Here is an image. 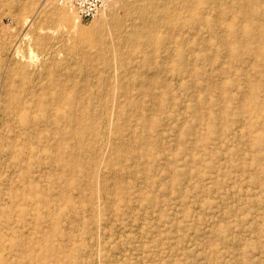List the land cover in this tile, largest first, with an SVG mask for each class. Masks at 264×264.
<instances>
[{"label": "rangeland", "instance_id": "1", "mask_svg": "<svg viewBox=\"0 0 264 264\" xmlns=\"http://www.w3.org/2000/svg\"><path fill=\"white\" fill-rule=\"evenodd\" d=\"M145 3L197 48L138 58L130 0H0V264H264V0Z\"/></svg>", "mask_w": 264, "mask_h": 264}, {"label": "bare ground", "instance_id": "2", "mask_svg": "<svg viewBox=\"0 0 264 264\" xmlns=\"http://www.w3.org/2000/svg\"><path fill=\"white\" fill-rule=\"evenodd\" d=\"M147 0H130L131 2V10L128 12L125 20H123L119 26L117 27L116 25V31H115V36L119 39V40H123L125 41L126 44H128L130 47H132L133 49H140L138 58L142 59V60H146V61H150L151 60V56L149 53H155L156 55H164L167 58H169V60L171 59L170 57L172 55H174L176 53L175 49H178V46H188V48L190 50H194L195 48H197V44H193V45H187V41L184 38H178V37H168V35L176 33V32H183L184 30V23H182V19L180 17L173 16L172 14H170V12H168L165 9H158V5L157 7H155L154 5H150V4H146ZM149 1V0H148ZM159 0H157L158 2ZM168 1V0H167ZM199 1V0H198ZM162 2V1H161ZM112 3V1H111ZM110 3V4H111ZM190 4V3H189ZM170 5V2H169ZM177 5V4H176ZM198 5V3H197ZM201 5V4H200ZM110 6V5H109ZM108 6V7H109ZM160 6V5H159ZM107 7V9H108ZM178 8V7H177ZM183 8V7H182ZM75 9V8H74ZM106 9V10H107ZM128 9V8H127ZM170 9V8H169ZM200 9V8H199ZM76 10V9H75ZM106 10H104L102 13H104ZM181 11V10H180ZM185 11V17L188 18L191 22L193 21H198L202 22L203 24V20L205 21V19L203 18V14L204 10H198L199 12L197 13V16H194L193 13L194 11H196L194 9V6L192 5H187L184 8ZM76 12V11H75ZM126 12V11H125ZM197 12V11H196ZM207 12V11H206ZM209 12V11H208ZM101 13V14H102ZM101 14H99L97 17H99ZM76 16L77 12H76ZM101 16H104L103 14ZM201 16H203L202 18H200ZM96 17V18H97ZM79 19V17H78ZM115 19V17H114ZM119 19V18H118ZM80 20V19H79ZM184 20V19H183ZM220 21V20H219ZM119 23V22H118ZM117 23V24H118ZM206 23V22H205ZM197 25V24H196ZM204 25V24H203ZM198 26V25H197ZM194 27V26H193ZM204 27V26H203ZM202 26H198V28L195 26L196 31H200V33H204V29ZM245 27V26H244ZM221 29V28H220ZM185 31V30H184ZM207 31V30H206ZM220 31V30H219ZM222 31V29H221ZM189 32V31H188ZM210 32V31H209ZM198 33V32H197ZM208 33V32H207ZM108 34V33H107ZM193 34V33H192ZM210 34V33H209ZM191 35V34H190ZM178 36V35H177ZM198 38L199 35L197 34ZM212 36V35H211ZM104 38V37H103ZM107 38V37H106ZM201 38V37H200ZM110 39V38H109ZM108 39V40H109ZM204 41V39H202ZM106 41V40H105ZM198 41V39H197ZM201 40L199 39V42ZM109 42V41H108ZM116 42V41H115ZM103 43V42H102ZM113 43V42H111ZM124 43V45H125ZM110 44V43H109ZM116 44V43H115ZM106 45V44H105ZM113 45V44H112ZM117 46V45H116ZM115 46V48H116ZM127 46V45H126ZM111 47V46H110ZM128 47V46H127ZM201 47V46H200ZM113 48V49H115ZM118 48V47H117ZM116 48V49H117ZM124 48V47H123ZM122 48V49H123ZM185 48V49H186ZM110 49V48H109ZM115 49V50H116ZM128 49V48H127ZM130 49V48H129ZM254 49V48H253ZM102 50V49H101ZM125 50V48L123 49ZM129 51V50H128ZM136 51V50H135ZM228 51V50H227ZM124 52V51H122ZM182 52H184L182 50ZM198 52V51H197ZM118 53V52H117ZM189 53V52H188ZM114 54V53H113ZM191 55H188V59L186 60V57H184L185 55L180 54L178 56H180V59L183 61L182 63H184V66H196L197 62L201 61V57L198 56H194L195 54L190 53ZM193 54V55H192ZM208 54V53H207ZM152 55V54H151ZM204 55V54H203ZM107 56V55H106ZM175 56V55H174ZM192 60H189V58ZM196 57V58H195ZM137 58V60H138ZM200 58V59H199ZM253 58V57H252ZM194 59V60H193ZM173 60V59H172ZM193 61V62H191ZM212 61V60H211ZM171 63V62H170ZM213 63V62H212ZM168 65V63H167ZM145 69V68H144ZM152 68H150L151 70ZM147 70V69H146ZM154 71V70H153ZM149 70H147V72H143V73H148ZM145 75V74H144ZM143 75V76H144ZM150 75V74H149ZM165 75V74H164ZM168 76V75H167ZM189 76V75H188ZM210 76V75H209ZM117 79V78H116ZM148 79V78H147ZM211 79V78H210ZM149 80V79H148ZM167 80V79H166ZM166 83V82H165ZM223 83V82H222ZM146 85V84H144ZM199 85V84H198ZM168 86V85H167ZM188 86V85H187ZM195 86V85H194ZM222 86V85H221ZM194 91V90H193ZM127 95V94H126ZM154 95V94H153ZM198 96V95H197ZM86 98V97H85ZM73 99V98H72ZM155 99V98H154ZM157 100V99H156ZM212 101V99H211ZM193 106V105H192ZM153 115V114H152ZM134 130V129H133ZM132 130V131H133ZM131 131V132H132ZM134 132V131H133Z\"/></svg>", "mask_w": 264, "mask_h": 264}, {"label": "built area", "instance_id": "3", "mask_svg": "<svg viewBox=\"0 0 264 264\" xmlns=\"http://www.w3.org/2000/svg\"><path fill=\"white\" fill-rule=\"evenodd\" d=\"M112 0H61L62 4L74 7L81 21L94 20L110 5Z\"/></svg>", "mask_w": 264, "mask_h": 264}]
</instances>
